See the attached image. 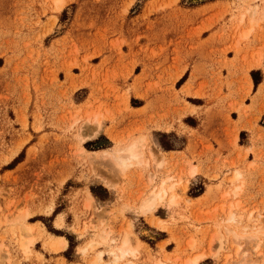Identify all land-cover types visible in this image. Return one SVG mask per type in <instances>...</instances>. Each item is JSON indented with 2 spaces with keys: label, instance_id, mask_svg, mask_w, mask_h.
Listing matches in <instances>:
<instances>
[{
  "label": "rangeland",
  "instance_id": "rangeland-1",
  "mask_svg": "<svg viewBox=\"0 0 264 264\" xmlns=\"http://www.w3.org/2000/svg\"><path fill=\"white\" fill-rule=\"evenodd\" d=\"M263 5L0 0V264H264ZM139 135L146 163L100 157Z\"/></svg>",
  "mask_w": 264,
  "mask_h": 264
},
{
  "label": "bare ground",
  "instance_id": "bare-ground-1",
  "mask_svg": "<svg viewBox=\"0 0 264 264\" xmlns=\"http://www.w3.org/2000/svg\"><path fill=\"white\" fill-rule=\"evenodd\" d=\"M262 10L264 11V5L262 7ZM251 12H252V17L249 20L252 24H254L255 23L254 14L257 12V10L256 11L252 10ZM95 123L98 124L99 126L101 125V120L99 119L98 116L95 118ZM145 145H146V138L144 137V135L143 136L139 135L129 139L124 143L118 142V144H115L111 148H105L101 150L100 157H102L106 161H110L119 170V172L125 173L130 166L135 164L142 165L147 162L145 150H144ZM240 175L241 174L239 172H236L233 179L239 178ZM166 183H167L166 179H163L158 186L152 189L150 195L147 196L142 201V203H140L138 207L140 212L144 214L151 212L152 210L155 209L158 203H164L166 198H172L174 200L175 195L169 194L170 191L173 190L174 185L168 187ZM238 189H240V186H237V190ZM237 190H235V194H237ZM226 220L228 224L235 221L236 220L235 214L233 212H230L229 217ZM127 227H129V225ZM262 228L263 227L258 229L257 232L252 233V235L254 237H257L259 231L264 232V229ZM225 230L227 234H233L236 238L242 237V234H240V232L237 229H234L230 225L226 226ZM108 236H109V232H104L101 235L102 239L105 241L108 239ZM217 237L221 239L220 236ZM223 240L224 239L221 240L222 243L224 242ZM63 241L65 242V239L60 238V244H62ZM111 241L114 242L115 240L113 239ZM132 243L133 242H131L130 232L127 231L125 235L121 238L120 242L118 244H115L114 249L111 250V254L115 256L113 262H117L120 259H123L129 255L130 256L136 255L138 247H136V245L133 246ZM200 258L201 256H197L194 259V262L195 263L198 262ZM100 259H101V254L96 258V261H99Z\"/></svg>",
  "mask_w": 264,
  "mask_h": 264
},
{
  "label": "crops",
  "instance_id": "crops-1",
  "mask_svg": "<svg viewBox=\"0 0 264 264\" xmlns=\"http://www.w3.org/2000/svg\"><path fill=\"white\" fill-rule=\"evenodd\" d=\"M202 7H204V5H200V7L199 8H197V7H183L182 5H177L176 6V11H182V12H184V13H186V14H189L190 16H193V15H195L194 13H196V11H197V9H201ZM188 11V12H187ZM196 22L197 21H195V23L194 24H186V27H189V26H196ZM207 29H205V31H206ZM204 39H207L206 37L204 38ZM147 105V103H144V105H142V106H140V107H135V109H143L145 106ZM80 188H82V191H84L85 190V188L86 187H80ZM89 188V187H88ZM89 191H90V188L88 189ZM47 249V248H46ZM67 249V248H66ZM66 249H63V250H61V252L62 251H64V250H66ZM50 251V250H49ZM48 250H46V252H49ZM52 252L50 251L49 252V254L52 256V254H51ZM53 258V257H52Z\"/></svg>",
  "mask_w": 264,
  "mask_h": 264
},
{
  "label": "trees",
  "instance_id": "trees-1",
  "mask_svg": "<svg viewBox=\"0 0 264 264\" xmlns=\"http://www.w3.org/2000/svg\"><path fill=\"white\" fill-rule=\"evenodd\" d=\"M259 70H252L251 74H252V77H253V80H254V83H255V86H257L259 84V79L258 77L256 76V73H258ZM186 76H184L182 78V80L185 78ZM58 234H60V232H56ZM68 240L70 241V244H69V249H71L73 246H74V242L72 240V237L71 236H68Z\"/></svg>",
  "mask_w": 264,
  "mask_h": 264
}]
</instances>
